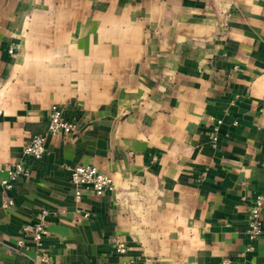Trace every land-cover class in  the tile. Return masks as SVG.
<instances>
[{
	"label": "crops",
	"instance_id": "obj_1",
	"mask_svg": "<svg viewBox=\"0 0 264 264\" xmlns=\"http://www.w3.org/2000/svg\"><path fill=\"white\" fill-rule=\"evenodd\" d=\"M53 105L75 134L24 156ZM20 162L29 177L4 189ZM79 164L113 191L76 201ZM258 194L264 0H0V264H264ZM42 209L41 244L19 245Z\"/></svg>",
	"mask_w": 264,
	"mask_h": 264
},
{
	"label": "built area",
	"instance_id": "obj_2",
	"mask_svg": "<svg viewBox=\"0 0 264 264\" xmlns=\"http://www.w3.org/2000/svg\"><path fill=\"white\" fill-rule=\"evenodd\" d=\"M8 52L13 54L14 48H9ZM76 132V125L63 117L62 111L58 106H51L48 113L46 131L41 134H35L24 146L23 155L36 160L42 159L46 153L45 141L48 135L60 134L64 137H71ZM216 138H214L215 140ZM70 183L74 186L75 200L79 201L83 190H89L95 195L100 196L106 192L113 191V184L109 176L101 172L96 166L89 164H79L68 168ZM30 175L28 167L24 163H14L6 168V178L1 181L4 189L11 188L12 183L19 178H28ZM12 202L8 201L7 205ZM264 206V195H256L247 210L246 231L250 240L258 239L263 231L262 210ZM80 214V211H76ZM84 218H89L88 213L81 214ZM49 212L45 209L40 210L35 215V222L25 224L21 228V236L18 244L24 243L29 238L35 245L39 246L47 234L46 221ZM114 250L117 254L124 256L126 254V244L117 239L114 241ZM42 261L46 258L42 257ZM219 264H235L231 259L224 258Z\"/></svg>",
	"mask_w": 264,
	"mask_h": 264
}]
</instances>
